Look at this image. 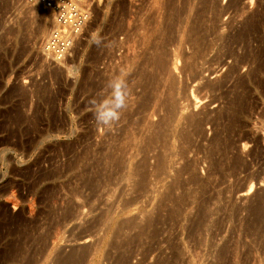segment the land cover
I'll return each instance as SVG.
<instances>
[{
	"label": "rangeland",
	"instance_id": "rangeland-1",
	"mask_svg": "<svg viewBox=\"0 0 264 264\" xmlns=\"http://www.w3.org/2000/svg\"><path fill=\"white\" fill-rule=\"evenodd\" d=\"M71 1L80 13H84L85 20L79 33L75 32L69 55L60 63H53L41 49L42 41L53 25L51 15H45L42 7L29 0H0V70L4 67L6 71L0 83V188L9 184V190H12L7 196L0 197V264H23L22 260L4 259V249L9 240L22 233H28L33 238L44 233L49 235L45 246L40 240L32 242L34 251H30L34 261L31 264L37 261V264H53L59 251L66 255L72 248L79 250L84 246L88 247L89 253L83 261H78L79 264H155L160 257L167 256L168 260L171 257L170 241L174 233V237L178 235L176 241L184 252L183 258L174 264L207 263L200 255L204 246L196 247L192 241L188 242L189 238L183 229L193 211L192 202L187 205V213L184 212L178 226L165 220L172 202L168 199L164 202L165 205L158 210L161 231L155 244L149 239L144 241L143 237H135L143 216L153 213L158 208L155 203H159L169 190L172 191L169 187L175 169L185 159L196 162V173L200 179H210L202 195V198L208 197V208L213 215L209 217V231L205 234L209 232L211 235L213 232L216 236L214 239L204 235L208 238L207 244L211 241L216 246L229 240V246L236 243L237 246H231L236 249L239 246L236 253L240 255H233V261L238 257L243 261L240 260V264H244V261L245 264H264V221L259 227H254L249 213L252 203L255 205L259 198L264 197V0L175 1L176 7L182 3H187L186 7L189 4L191 7H204L205 33L200 44L204 51L199 47V57H190L196 60L194 72L181 68L192 55L190 46V49L187 44L183 46L181 51L185 54L181 52L183 56L176 61L171 54L170 77L175 78L176 88L174 86L175 92L170 97L182 106L179 116L194 113L206 115L209 120L202 124V137L194 138V143L200 149L196 145L187 150L183 157L175 156L173 168L162 178L153 170L155 151L146 153L149 176L144 180L146 184L142 182L144 186L140 184L138 176H124L145 156L138 147L129 146L126 133L133 129L140 134L142 124L157 122L158 117L164 114V108L161 109L163 106L160 108L152 100L151 104L148 103V111L133 115L134 121L138 118L142 120L138 125L140 128L125 124L127 121L123 120L121 113L124 108L119 110L123 119L119 118L111 125H102L96 120L95 106L99 104L96 103L97 96L101 97L100 103L111 98L113 90L106 95L105 79L110 77L116 66L120 70L121 55L127 54V44H124L126 39L122 43L123 37L129 35L125 34L130 33L131 25L138 17L147 15L149 7H154V1ZM137 8L139 14L134 13ZM130 11H133L134 16L136 14L137 19L129 15ZM145 17H140L132 26L137 27ZM38 18L42 20L39 23L43 26L38 34H34L33 28ZM129 18H132L133 22L129 20L132 24L128 22ZM21 22L24 25L28 23L29 28L24 31ZM10 27L17 28L15 36L8 32ZM97 36L104 46L101 59L95 57L97 44L93 40ZM231 68L235 70L230 72ZM165 75L163 79L160 78L156 91V94L159 93L156 97H164L162 100H166L170 85ZM98 76L105 79L97 90L94 84L99 80ZM242 79L245 84L241 82ZM139 90L137 87L135 94ZM127 94L126 105L135 106L132 102L136 95L131 91ZM244 95L245 101L239 103L240 98L239 101L237 98ZM240 106L243 107L242 111ZM179 121L175 122L177 130L183 124L182 120ZM214 136L215 143H212ZM141 140L137 136L134 142L140 145ZM227 144L231 148H226L225 154H214L216 157L224 156L227 168L222 175L224 179L218 174L207 178L210 160L205 155L214 151V148L219 152L225 151L222 146ZM217 149L214 153H218ZM233 154L241 160L236 170L230 168L235 158ZM109 155L112 158H108ZM115 156L124 158V167L113 168L111 164ZM215 156L214 159H219ZM83 171L84 174L81 173ZM187 174L183 173L181 179L188 178ZM250 184H253L252 191L243 195ZM189 186L178 185V190L173 188V196L176 198ZM261 214L264 216V207ZM148 243L154 247L151 248ZM146 245L149 248L147 251ZM38 251H42L41 254ZM120 257L125 259V263ZM63 259L58 260V264H62L65 261ZM56 261L54 264H57ZM167 263L173 264L172 261Z\"/></svg>",
	"mask_w": 264,
	"mask_h": 264
},
{
	"label": "bare ground",
	"instance_id": "bare-ground-1",
	"mask_svg": "<svg viewBox=\"0 0 264 264\" xmlns=\"http://www.w3.org/2000/svg\"><path fill=\"white\" fill-rule=\"evenodd\" d=\"M161 1H163V3H164V0H161ZM175 1L176 0H167L164 4H162V2H160V0H152V2L154 4V7H152L153 5L151 7H149L150 10L147 11V15L142 12L144 14L143 17L144 16H146V17L140 21L141 23L139 22V25H137L138 28L136 27V25L135 26H132V25H134V23L136 24V22L140 20V17L143 18L142 16H140V17H138L139 19L136 22H133V20H135V18L137 17L136 14H135L136 17L134 16V13L138 12V14H139V11H138L139 8H137V11L136 12L134 11V13H133V11H130L131 13L129 12V15L131 14V15H133L135 17L134 18V17L128 15L129 17L133 18V20H131L132 18L128 19L129 23L133 22V24L131 23L132 24L131 25V29L128 28V29H130L129 32L131 34L130 33H126V31H125L126 28H125L124 31L126 33L125 35H128V34L132 35L133 34V36L132 37H128L129 36L128 35L126 37L124 35L125 37H123V40H122L123 42L122 43H124V40L126 39L125 40L126 43H124V44L125 45L127 44L128 46L126 45L127 48L125 47L127 49V50L125 49L127 54H124L122 52V54H124V55H121L122 56V60L120 59L122 63L118 61L119 63H121V65L119 64V66H121L120 70H119V67L116 66L117 69L115 68L114 71L111 70L113 72L110 73L111 75L107 79H105L104 77L101 78V77H99L100 76L99 75L98 76L99 80H97L96 81L97 83L94 84L96 89L98 90L100 87H102V85L104 83V79H105V87L104 88L106 90L105 93L108 96L112 92L111 91L112 90L111 85L116 80H121L122 79V80L125 81V83H126V91L127 90H128L127 92L131 91L132 93H134V95L137 96V97L133 96L134 98H136L135 100H133L134 98H132V100H133L132 103H134L135 106L133 105L131 107V106L126 105L125 107H123L124 108L123 109L124 112H121L123 114L122 117L124 119L121 116H120V118H122L123 120H126L127 123H125V124H128V126L134 124V125H136L135 128L138 127V125L140 124V121H142V120L140 118H138L137 120L135 119V121H134L133 120V115H135L138 112L141 113V111L147 110L150 107V106H148V103L150 102V104H151L152 100H153V102H155V105H158L159 107L163 106L162 108L161 107L160 108L161 109L164 108V110H165V111L163 110L164 114L163 115L161 114L162 116L158 117V121L156 120L157 122L152 123L153 122L152 121V122H148L146 124L144 123L145 124L144 129H142L144 124H142V127L140 126L141 128L138 127V128L141 129L140 130L141 131L140 134H139V132L134 131L133 129L132 130H128V132L126 133V136H127L126 138H127L128 142H129V146L138 147V150L141 149V151L144 153L145 156H143L144 158L142 157L143 159L141 158L142 159V161L140 160L141 163L138 161L140 164L139 163L135 164L137 166H135V168H132L131 171H128L127 173L125 172L126 174H124V176L125 175H126V177H129V176H132V175L133 176L134 175L138 176L139 181H141L140 184L142 182H144V180L147 179L146 177L149 176V174H148L149 171L147 172V170L149 169V168H147V166H148L147 165V159H146V156H147L146 153L147 152L149 153V151L150 152L151 151H155V154L153 155V157L155 159V164H154L155 168L153 170H155L157 172V174L159 175L158 176L159 178H162L164 175L167 174V171H169V169L173 168V166H174L173 162H175V160H174L175 156L176 157H180V156L183 157L184 153L187 150H189L190 148H193V147H195L197 145V144L194 143V138L196 136H197V138L198 137H200V138L202 137V135H203L202 134V129H203L202 128V126H203L202 124L205 121L209 120L206 115H198V114H194V113H188V114H186L184 116L183 115L179 116L178 114H180L182 112V106H180L177 103L176 100H174L173 98L171 99V97H170L172 94H174L173 92H175L174 89L176 88V86H175L176 84H174V83H176V82H174L175 78L173 79L172 77H170V75H171V73H170L171 72L170 71L171 54L173 56V60L176 61L180 56H183L185 54V53H183V51H181L185 44H187L189 49L191 47V49H193V52L190 51L192 55L191 56L189 55V61L187 63L185 62V64L183 63L184 65L181 68L183 69V71H192V72H194L193 70H194V67H195V64H196V62H195L196 60H194L193 58H195L196 56L199 57L198 55L201 53L199 51V49L201 48V50H202V47H200V44H201L203 36H204L203 33H205V32H203L204 31L203 30V21H204L203 16L205 15L204 12L206 11V10L204 11V7H200V8L199 7H191L190 4H189L190 6L188 5V7H186L187 3L186 4L182 3V5H179L181 7H179V6L176 7L177 5H175V4L177 2L175 3ZM190 1H192V0H190ZM69 2H70V0L68 2H66L65 5H64L65 14L68 13L69 10H70V7L73 6L74 9H75V12H76V16L74 17V19H77L78 18L77 16H79V15L83 18L84 13H80L79 9L76 7V4L74 2H72V1H71V3H69ZM184 2H186V1H184ZM34 5L42 7V10L44 11V14L47 15V16L51 15V18L53 20V25H52L51 29L48 31V33L45 35V37H44V39L42 41L43 43L41 45V49L42 50L44 49V45L46 43L47 38L51 34L52 30L55 29V28H58V32H59V28H61V32L66 33V34H68L71 37V40H72L71 45H70V47H71L72 43H73V37L75 35V32L73 31V27L71 25L73 19L69 21L68 20L69 18L66 17V21H64V19H61V21L59 22L56 19L57 18V11L56 10H54L52 8H49V7H46V6H43V5H40V4H35L34 3ZM205 8H207V7H205ZM147 9H148V7H147ZM49 18H50V16H49ZM129 20H131V22ZM29 21H31V20L29 19ZM36 21H37V19H36ZM40 21H42V20H40ZM40 21H39V18H38V23L36 22V25L33 28L34 34H38L42 30V26L43 25H42V23H39ZM24 24H25L24 22L20 23V25L24 26L23 29L25 31L29 27H27L28 23L26 25H24ZM29 24H30V22H29ZM133 27H135V28H133ZM114 29H115V27H114ZM16 30H17V28L10 27L8 29V32L11 33V35L15 36V34H17ZM138 30H139V32H138ZM131 31H133V32H131ZM112 39H114V38H112ZM102 43L103 42L101 41V43L99 45H97V49H96V52H95L96 59H99V58L101 59V57H102V54H103L102 53V48L104 47L102 45ZM122 45H121V47H122ZM172 48H173V52H172ZM203 51L204 50H202V52ZM181 52L183 53V55H182ZM169 56H170V58H168ZM190 57H193V58L190 59ZM186 61H187V59H186ZM173 64H174V62H173ZM175 67H176V65H175ZM234 68H231L230 72H233L235 70ZM3 69H4V67H3ZM3 69L0 70V83H1L2 79L6 76V74H5L6 71H4ZM165 74H168V76L165 75ZM163 75L167 76V79L170 81L169 88H167L168 91L166 92V95H165L166 100H162V99H164L163 96H160V97H163L161 99L159 97H156V95H159L158 92H157L158 94H156V91L158 90L157 87L160 84V78L163 79ZM100 78L102 79L101 82H100ZM132 80H134V81H132ZM241 82L245 84V80L243 82V79H242ZM174 86H175V88H174ZM135 87H136V89H135ZM137 87H139L140 90H139L138 93L135 94V92L137 90ZM159 88H161V87H159ZM134 89H135V92H134ZM163 94H164V92H163ZM98 95H100V94H98ZM127 95H129V94H127ZM131 95H133V94H131ZM244 98H245V95L242 96V97H238L237 100L239 99L240 100L239 103H242L243 101H245ZM100 101H101V97L97 96L96 103H100ZM159 101H160V103H157ZM162 102L164 104H162ZM147 106H148V108H147ZM153 106H154V103H153ZM158 106H156V107H158ZM242 108L243 107L240 106L241 111H242ZM154 111L152 112V115H153ZM156 111H157V109H156ZM179 120H182L181 122L183 124L181 123L182 127L177 130L175 128V122L176 123L180 122ZM212 121H214V120H212ZM125 124H124V126H125ZM138 131H139V129H138ZM137 136H139L142 139L141 140L142 142H141L140 145L137 144V141L134 142L136 140ZM215 138H216V136H214L212 138V143H215ZM139 141L140 140L138 139V142ZM175 142H178V145H175ZM217 144H219V143L217 142ZM220 145H221V143H220ZM213 146H215V144H213ZM224 146H225V148H224ZM224 146H222V148L225 151L221 150L222 152H219L217 148L213 147L215 149L214 151H216V149H217L218 153H214V151H210V152H207L208 154L205 155V156L208 155L209 159L208 158L207 159L210 160V162H209L210 167H209V164H208L209 168H207V170H208L207 174H206L207 176L205 175L207 178L209 176H212V174H216V175L218 174V176L221 178V177H223L222 176L223 173L227 170V168H226V166L224 164V161H223L224 156L222 158L217 156V157H219V159H214L213 158L215 156L214 154H219V153L226 152V148L228 150V147H230L231 145L227 144V145H224ZM197 147H198V149H200V147L198 145H197ZM216 147H217V145H216ZM119 148H121V147H118L117 149H119ZM126 148H129V147H126ZM126 148H125V150H126ZM198 149H196V150H198ZM125 150H123V151H125ZM121 152L122 151L120 150V153ZM110 155L108 156V158H112ZM116 156H115V158H116ZM234 157H235V155H234ZM233 160L231 161L232 163H231V166H230V168H232V170L237 168L238 165L240 164V161H241L239 156L235 157ZM109 161H111V159ZM112 162L113 163L111 165L113 166V168L114 167H116V168L124 167L123 166L124 158L122 156H120V157H118L116 159L113 158ZM196 165L197 164H196L195 161H189V160L185 159L183 164L179 168L175 169V173L173 175L174 177H172L173 180L171 179V184H170L171 187H169L170 186L169 184H168L169 186L167 185L169 187V189L174 191L173 188L177 189L178 185L180 187L181 186L185 187V185H186V188H187V185H190L189 186L190 188H188V189H186V188L184 189L183 188L184 190H182V193L180 195H178L176 193L177 194L176 198H175V195L173 196L174 193H172V191L169 190V192H168V190H166L168 193H166V194L164 193L165 195L162 196V198H160L161 200H159V203L158 202L155 203V204H158V208L156 207V210H154V212L151 213V214H147V215L145 214L146 216L145 217L143 216V219H141L143 221H142V224L139 225L140 226L139 229H138L139 231H138V233L136 232L137 236H135V237L140 238V239H141V237H143L144 241L149 239L150 241H153L151 243L155 244V241L157 240V237L159 236V233L161 231V228L159 227V224L161 225V223H160L161 219L159 217L158 210H161V207H163L165 205L164 202L168 201V200L170 202H172V206L169 208V210L170 209L171 210L169 211V213H167L168 217H166L165 220L168 219L171 222H174L172 224L176 223L177 226L180 224L179 221H181L180 219L183 218L184 212H186L185 210L188 208L187 205L190 202H192V203H194V207H193V211L191 212V215L189 216L188 222H187V224L185 226H183V225H181V226H183V229H185V231H186V236H187V238H189L188 242L192 241L196 247H199V246L206 247L205 250H204V247H202L203 251H202V253L200 252L201 253L200 255H201L202 259H204V260L206 259V261H208L205 264H240V260L241 259H238V257L236 259H234L235 261H233V255L234 256L237 255L238 252L236 253V250L238 249L239 246L237 247V249H236V247H232L231 245H233V244H231V243H230L231 245L229 246L228 243H227L229 240L225 241V242H223L221 244L219 243V245L217 244L218 246L217 245L214 246L216 243H214V244L210 243L211 241L210 242L208 241L210 243V244L208 243L209 245L207 244V240H206V239H208V238H206L207 235L210 236L211 238L212 237L214 238L216 236V234L214 235L213 232H211V235L209 234V232L207 234H205L206 231H209L208 228H207V226H208L207 222L210 219L209 218L210 215H212V210H210L208 208V205H209L207 203L208 202V197H207V199L206 198H202L203 197L202 195L205 192V189L207 188V186L209 185L210 179H209V181H203V179H200L198 177L197 173H196ZM84 171L81 172V173L84 174ZM112 171H113V169H112ZM183 173H188L189 174V175L187 174L188 178H185L186 180L184 178H183V180L181 179L183 177L182 176ZM92 175H91V177H92ZM91 177H90V179H91ZM223 179H224V177H223ZM145 184H143V186ZM8 185H5L4 187L0 188V197L5 196L6 194H8L9 191H12V190H9L10 189L9 188L10 185L9 186ZM250 188L251 189L253 188V184H250L248 189L245 192H243L242 194L243 195L247 194L249 192ZM11 194H12V192H11ZM260 199L261 198H259V200L256 201L257 203L255 202L256 203L255 205H253V203H252V207H249V208H251L250 209L251 211L247 210V214L248 215L251 212L250 215L253 218L251 220H252V224H253L254 227L255 226L259 227L261 225L262 221H264V216H263V214H261L262 211H263V207H264V197H262L261 200ZM248 211H249V213H248ZM66 215H68V214H66ZM72 217H69V218H72ZM65 218H67V217H65ZM65 218H64V220H65ZM263 226H264V224H263ZM133 227H134V225H133ZM209 227H211V226H209ZM263 229H264V227H263ZM210 230H211V228H210ZM175 234L176 233H174V235ZM174 235H173V239H172L173 241L172 240L170 241L171 242V244H170L171 257L169 258V260H168L167 256L165 258L163 257L162 259L160 257L159 260L155 259V260H158L155 264H165L168 261H172V263H173V262L183 258L182 257V253H184L182 251L183 248H181V246L178 243V241H176L177 238H178L177 237L178 235H176L175 237H174ZM204 235H206V236L204 237ZM257 235H258V233H257ZM48 237H49V235H47L45 233L42 234V235H39L38 237H34V238L32 236H29L28 233L27 234H25V233L19 234L13 240H9L10 242H8L7 246L5 247V249H4L5 255L3 254L5 261L9 260V259L10 260L11 259L12 260L13 259H17V260H22L23 264H31L32 261H34L31 258V256H32L31 255L32 254L31 251L33 250L32 249L33 245H31L32 242L34 240H37V241L40 240V241L43 242V245H44V243L47 241ZM135 237H134V239H135ZM147 242H149V241H147ZM147 242H145V244ZM193 243H191V244H193ZM232 243H235V242H232ZM239 243H238V245H239ZM157 244H158V242H157ZM236 244H234V245H236ZM149 246H151V245L149 244ZM195 246H193V247H195ZM153 247H154V245L151 246V248H153ZM212 247H215V249L212 248ZM87 248L88 247H86V246H84L83 249L80 248L79 250L76 249V248H72L71 250H69L68 253H65L66 255H63V252L60 253V251H59L58 254H56L57 257L55 256L56 257L55 260L57 259V261H56L57 264H58V260L63 259V258H64L63 260H65L67 263L71 262V264L72 263L73 264H79L78 261H81V260L83 261V259L86 257V254L89 253ZM145 249H146V251L149 250L148 246ZM43 250L44 249H42V251ZM151 250H150V252H151ZM239 250H240V248H239ZM41 252H39V253L41 254ZM61 254L63 256H61ZM145 254H149V253L145 252ZM200 255H199V257H200ZM119 256H121V255H119ZM61 257H63V258H61ZM239 257H241V256H239ZM58 258H60V259H58ZM208 258H210V260H207ZM120 259H121V257H120ZM55 260H54L53 264L55 263ZM124 260L125 259H123L122 261H124ZM117 261H118V259H117ZM15 262H17V261H15ZM37 262H36V264H37ZM64 262L62 264H65ZM241 262H243V261L241 260ZM118 263H116V264H118ZM123 263H125V261ZM244 264H245V261H244Z\"/></svg>",
	"mask_w": 264,
	"mask_h": 264
},
{
	"label": "built area",
	"instance_id": "built-area-1",
	"mask_svg": "<svg viewBox=\"0 0 264 264\" xmlns=\"http://www.w3.org/2000/svg\"><path fill=\"white\" fill-rule=\"evenodd\" d=\"M32 3L40 4L49 8H52L57 11V20L60 22L61 19H64L66 21V17H68L69 21L73 19L71 25L73 27L74 32H78L81 30V27L83 26L85 17L83 18L79 15L77 16V19H74L76 16V12L73 6L70 7V10L68 13L65 14L64 5L69 0H29ZM71 3V0L70 2ZM71 37L61 32V28H55L52 30L51 34L46 40V43L44 45V54L50 61L53 63H60L61 60H64L70 53L71 50Z\"/></svg>",
	"mask_w": 264,
	"mask_h": 264
},
{
	"label": "clouds",
	"instance_id": "clouds-1",
	"mask_svg": "<svg viewBox=\"0 0 264 264\" xmlns=\"http://www.w3.org/2000/svg\"><path fill=\"white\" fill-rule=\"evenodd\" d=\"M93 42L97 45L101 43L99 36L95 37ZM112 96L105 99L102 103L95 106V115L98 123L102 125H111L120 118L119 110L126 106V83L124 80H117L112 85Z\"/></svg>",
	"mask_w": 264,
	"mask_h": 264
},
{
	"label": "snow or ice",
	"instance_id": "snow-or-ice-1",
	"mask_svg": "<svg viewBox=\"0 0 264 264\" xmlns=\"http://www.w3.org/2000/svg\"><path fill=\"white\" fill-rule=\"evenodd\" d=\"M249 191L251 192V191H252V189L250 188V189H249Z\"/></svg>",
	"mask_w": 264,
	"mask_h": 264
}]
</instances>
